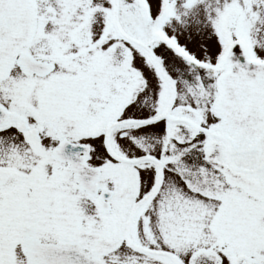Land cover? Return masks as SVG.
Wrapping results in <instances>:
<instances>
[{
  "label": "snow or ice",
  "instance_id": "1",
  "mask_svg": "<svg viewBox=\"0 0 264 264\" xmlns=\"http://www.w3.org/2000/svg\"><path fill=\"white\" fill-rule=\"evenodd\" d=\"M0 264H264V0H0Z\"/></svg>",
  "mask_w": 264,
  "mask_h": 264
}]
</instances>
